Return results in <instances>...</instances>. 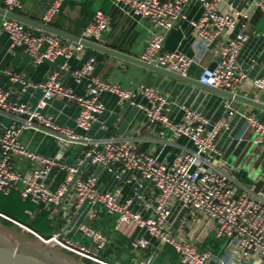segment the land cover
<instances>
[{
    "label": "built area",
    "instance_id": "2783aa9c",
    "mask_svg": "<svg viewBox=\"0 0 264 264\" xmlns=\"http://www.w3.org/2000/svg\"><path fill=\"white\" fill-rule=\"evenodd\" d=\"M64 1L51 2L44 15L47 23L60 12ZM111 1L151 24L150 39L139 58L185 76L198 59L181 50H166L164 43L167 33L188 18V6L199 1L202 14L198 19H190V24L202 48H210L220 36L225 38L216 65L203 67L199 81L237 93L248 78L247 72L240 69L238 59L249 38L246 20L249 21L256 11L264 19V0H250L252 12L238 15L220 11L221 0ZM21 7V0H4L3 8L8 11L18 13ZM2 27L10 46L22 48L35 63L58 57L69 60L86 48L80 42L64 41L53 33H34L27 24L11 17H4ZM109 28V16L97 10L80 37L101 43ZM237 28L240 30L236 31ZM95 63V57H90L72 71L76 83L87 80L85 94L77 93L64 83L60 71L37 82L13 70L5 71L11 85L20 84L23 91L37 89L41 97L36 104L12 99L10 90L0 85V115L5 120V123L0 121V193L7 196L18 191L23 200L48 209L52 219L57 217V209H60L58 216L61 215L65 222L46 235L2 216L51 248L59 247L93 264H122L110 253L112 239L91 223L105 212L114 219L113 232L130 238L132 250H151L142 264H154L158 250L165 245L177 253L180 264H234L236 260L247 264L253 257L257 264H264V191L259 187V180L244 182L212 159L218 138L229 127V120L211 122L202 112L183 105V115L175 121L171 117L168 94L146 84L129 89L107 81L94 74ZM252 83L254 88L264 92V76L254 78ZM105 92L116 95L121 106L125 103L137 106L152 124L159 126L160 135L167 137V141L185 138L191 147H185L168 162L142 150L135 139L92 135L94 123L106 112V105L101 100ZM136 95L144 101H136ZM56 98L77 105L72 125L59 123L47 111ZM229 114L234 111L230 110ZM243 116L257 133L254 142L264 144V120L255 114L244 113ZM26 130L52 136L59 145L58 155L49 157L23 145L20 137ZM72 145H81L84 151L75 164H68L63 160ZM18 157L34 164L22 169ZM87 165H102L118 183L129 173V180L148 181L154 190L146 197L139 192L143 184L137 183L133 194L125 196L121 185L105 188L98 175H85L83 170ZM55 167L65 170V176L57 188H52L49 179ZM26 213L33 215L29 209ZM182 213L185 214L182 216ZM73 214L84 216L75 223V230L81 234L83 242L70 235L74 228ZM186 214L192 222H197L201 215L213 221L215 237L228 241L222 255L200 250L193 241L175 232V223H182ZM130 225L134 226L133 233L138 235L129 233Z\"/></svg>",
    "mask_w": 264,
    "mask_h": 264
},
{
    "label": "crops",
    "instance_id": "0c3cea01",
    "mask_svg": "<svg viewBox=\"0 0 264 264\" xmlns=\"http://www.w3.org/2000/svg\"><path fill=\"white\" fill-rule=\"evenodd\" d=\"M52 1L21 0L22 7L17 11L31 19L52 25L73 35L81 36L95 12L102 10L110 18V28L104 33L101 44L136 57H140L150 39V22L144 18L132 16L111 0H65L60 12L47 23L44 20V15ZM3 6L4 0H0V7ZM218 8L220 11L232 12L238 15L240 12H252L253 5L250 0H221ZM202 11V4L199 1L192 2L187 8L188 18L181 21L167 33L164 43L166 50H181L198 59L189 69L187 75L198 80L203 67H214L216 65L225 40L224 37L220 36L210 48H202L190 24V19H198ZM4 17V15L0 14V85L10 90L12 99L25 100L36 104L41 97V92L37 89L23 91L20 84L11 85L5 74L7 70L21 73L34 82L46 79L54 71H60L64 83L72 86L77 93L85 94L87 92V80L84 79L80 83H76L72 76V71L80 67L90 57H95V75L107 81L118 83L125 88L136 89L140 84H146L168 94L171 101V117L175 121L181 119L184 112L183 105L202 112L211 122L228 119L229 127L219 136L216 146L217 151L213 153L212 159L215 163H220L229 168L244 182H252L258 179L259 187L264 191V144L258 145L254 142L257 138V133L247 124L243 116L244 113L255 114L264 120V111L232 99L223 98L169 75L152 70L147 71L146 68L140 65L89 47H86L81 53L69 60L64 57H58L53 61L44 60L41 63H35L31 56L22 48H12L10 46L8 35L2 27ZM244 21L242 19V22ZM246 22L249 38L241 50L238 60L240 69L247 72L248 78L238 88L237 93L264 102V92L254 88L252 83L254 78L264 76V19L262 14L256 11L253 13L252 18L249 21L246 20ZM28 27L34 33L47 32L29 25ZM239 30L240 28L236 29V31ZM61 38L64 41L73 42L72 40ZM64 65L67 66L66 69L62 68ZM134 99L136 101H144L140 95H136ZM101 100L106 105V112L94 123L91 129L92 135L135 139L142 150L154 153L161 160L168 162H171L175 155L185 147H191V143L185 138L174 139L173 142L167 141V137L160 135L159 126L152 124L140 110L133 114L130 120L124 119L119 124V119L115 120L113 118L122 108L118 102V97L112 93L105 92L102 94ZM230 110H233L234 114L230 115ZM47 111L52 113L59 123L72 125L77 113V105L74 102L56 98L51 101ZM2 122L5 123V120L3 119ZM20 141L29 149L49 157H55L59 153L58 142L52 136L41 132L26 130L22 133ZM83 151V146L72 145L65 154L63 161L68 164H75ZM17 161L22 169H28L34 164L23 157H18ZM99 166L87 165L83 171L85 175L91 173L98 175L102 186L105 188L112 189L118 184L123 187L125 196H131L137 183H142L143 186L139 188V192L146 197H149L154 190L153 185L148 181L139 178V181L138 179L129 180V173L124 181L118 183L106 169L103 167L99 169ZM64 176L65 170L55 167L49 179L51 187L57 188ZM30 202L35 208H26L25 213L28 209L33 211V215L45 213L52 228L50 233L56 227L59 228L61 224H64L63 217L61 218V215L60 217L58 216L60 209H57V217L59 218L56 224L57 217L52 219L48 209L42 208L32 201ZM184 214L182 213V216ZM27 215L29 219L33 216ZM185 216L186 219L182 223L181 221L175 223V232L193 241L200 250H210L218 256L222 255L228 247V241L215 237L213 221L201 215L197 222H192L188 214ZM81 219H84L81 214L72 215L74 228L70 235L73 237L80 234L75 230V223ZM99 220L100 222L96 227L103 230L112 239V249L110 251L112 255L115 250L120 252L117 245H127L128 249L134 251L129 247V237L113 232V217L109 219L104 216L100 217ZM28 221L29 223L32 222ZM94 221H97V219ZM128 230L130 234L138 235L136 232L135 234L133 233V225H130ZM211 237H213V240L209 241ZM150 251L135 250L137 258L133 259V264H142L151 253ZM239 262V260H236L234 264H240ZM253 263L257 264L254 257L247 264ZM154 264L180 263L179 257L173 248L165 245L158 250Z\"/></svg>",
    "mask_w": 264,
    "mask_h": 264
},
{
    "label": "water",
    "instance_id": "95a60500",
    "mask_svg": "<svg viewBox=\"0 0 264 264\" xmlns=\"http://www.w3.org/2000/svg\"><path fill=\"white\" fill-rule=\"evenodd\" d=\"M0 14L7 16V17L17 19L31 27H35L40 30L54 33L60 37H63V38H66V39H69L75 42H80L86 47L110 54L112 56L118 57L120 59L129 61L132 63H135L137 65H140L146 68L147 71L152 70V71H156V72H159L165 75H169L180 81L193 84L201 89L215 93L219 96H222L223 98L232 99V100L244 103L246 105H249L253 108L264 111V102L258 99L251 98V97H248V96H245L239 93H235V92H232L226 89L216 88L211 85L204 84L200 82L198 79L179 74L177 72L171 71L164 67L158 66L152 62L143 61L139 57L129 55L125 52L108 47L104 44L83 39L80 36L73 35L71 33L63 31L57 27L43 23L41 21L31 19L20 13L8 11L3 7H0ZM121 107H122L121 110L118 113H116V115H114L113 117L115 120L119 119V124H121L124 121V119L130 120L133 114L139 111L137 106L131 105L129 103H125ZM2 120H3V117L0 115V121ZM102 167L103 166L100 165L99 169H101ZM0 215L2 216V213H0ZM117 248H119L120 252L115 257L114 260L119 261L121 256L125 253L129 256V258L126 262H121V263L122 264H133V259L137 258L136 252L128 249L127 245H122V246L117 245ZM0 264H73V263L70 261L68 257L59 253L58 251L51 248L47 244H44L43 246H38L36 244L27 242V241L19 242V241L14 240L6 232L0 230Z\"/></svg>",
    "mask_w": 264,
    "mask_h": 264
},
{
    "label": "rangeland",
    "instance_id": "374dc122",
    "mask_svg": "<svg viewBox=\"0 0 264 264\" xmlns=\"http://www.w3.org/2000/svg\"><path fill=\"white\" fill-rule=\"evenodd\" d=\"M261 117V116H260ZM6 198L5 197H1L0 198V204L2 203V201H4ZM107 216L109 219H111L112 217L110 215H108L106 212L103 213L102 216L100 217H104ZM38 215H33L30 217V221H35L37 220ZM6 219L5 217L0 215V230L6 232L9 236H11L14 240L16 241H27V242H31L33 244H36L38 246H43L44 243L41 242L35 235H33L31 232L27 231L26 229L20 227L19 225L9 222L10 220ZM29 221H27L28 223ZM100 222L99 219H97V221H92V225L93 226H97V224ZM42 228H45L44 226ZM76 240H81V241H85L84 239H81V234H78L77 236H74ZM213 237L209 238V241H212ZM56 251H58L59 253L65 255L66 257H68L70 259V261L73 264H93L90 263L87 260H84L82 258H79L78 256L69 253L59 247L57 248H53ZM119 251L115 250L114 254H113V258H115L118 255ZM129 256L127 254H123L120 258V262H126L128 260ZM256 264V263H253Z\"/></svg>",
    "mask_w": 264,
    "mask_h": 264
},
{
    "label": "trees",
    "instance_id": "16d2710c",
    "mask_svg": "<svg viewBox=\"0 0 264 264\" xmlns=\"http://www.w3.org/2000/svg\"><path fill=\"white\" fill-rule=\"evenodd\" d=\"M1 197H5L6 199L0 204V213L26 224L42 234H50L52 228L50 227L49 220L45 213L38 215L37 220L27 223L29 216L25 213V209H34L35 207L29 200H23L20 193L18 194L17 191H13L7 196L0 193V198ZM43 226L45 228H42Z\"/></svg>",
    "mask_w": 264,
    "mask_h": 264
}]
</instances>
